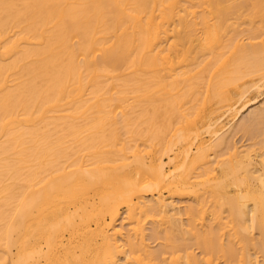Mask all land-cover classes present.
<instances>
[{
  "label": "bare ground",
  "instance_id": "bare-ground-1",
  "mask_svg": "<svg viewBox=\"0 0 264 264\" xmlns=\"http://www.w3.org/2000/svg\"><path fill=\"white\" fill-rule=\"evenodd\" d=\"M228 1L0 0V264H197L189 234L200 264H264V129L232 141L244 102L218 124L264 92V39H222Z\"/></svg>",
  "mask_w": 264,
  "mask_h": 264
},
{
  "label": "rangeland",
  "instance_id": "rangeland-1",
  "mask_svg": "<svg viewBox=\"0 0 264 264\" xmlns=\"http://www.w3.org/2000/svg\"><path fill=\"white\" fill-rule=\"evenodd\" d=\"M235 2H234L235 4L231 3V1L226 2L227 5L225 7H227L230 4L229 7H231V8L226 10L225 15L227 14L226 15L227 18H225L226 16L224 15V17H223L224 19L221 21L223 24L222 30L220 31V36L222 37V39L226 40L230 36L232 31H230L231 27H229V25L232 22H236V24H235V26L237 28L236 30H238L243 35V38H246L249 34H254V35L261 34L263 36L262 39H264V14H262L260 11H259L260 13L258 12V6L256 4L258 2H263V0H237V1L235 0ZM222 5L224 7V4H222ZM200 9L201 8H199L198 10H200ZM226 19H228V20L225 22ZM257 41H259V39ZM243 42L246 43V40H244ZM262 42L264 43V40ZM254 78H255V76H247L246 75L244 78L241 79L240 82L243 85L246 84L245 85V87H246L247 85L249 86L251 84V82L254 80ZM119 83H121V80ZM256 85L259 87L264 85V78L262 80H259V82ZM202 89L203 88H201V90ZM263 95H264V92H262L261 89H258V88L256 89L255 87H252V88H250V91L246 94L243 101L241 100L240 102L236 103L232 107H224V108L219 109V112H218L219 113V116H218L219 117V119H218L219 123L218 124L223 125L222 129H224L231 122L232 113L234 112V110L237 108H240V106L244 102L245 105L239 110L240 113L238 114V120H237L236 125L239 126L241 124H245L246 126H248L247 127L248 130L246 129L247 131L245 130V131L238 132L235 135V137L232 139V141L236 142V145H239V146L242 145L243 146L242 149L246 148V147H250V145L252 143L259 141L260 137H258V136L256 137L254 135V133H256V132L258 133L259 131L261 132L262 131L261 129L262 128L264 129V124H263L264 118H262L261 116L259 117V114H258L259 108H252L253 110H250L249 112H247L249 108L246 109L247 106L248 107L254 106L256 104V102ZM188 106H189V104L185 105V107H188ZM255 109H257V111ZM251 111H253V112H251ZM254 114H257V115H254ZM256 116L260 119L255 118ZM245 121H248L247 122L248 124H246ZM260 121L262 123H260ZM251 122L253 125L251 124ZM218 124H217V126H219ZM254 124H255V126H254ZM259 124H260V128L258 127ZM256 129H258L259 131ZM123 132H124V129L122 128V126L118 125L117 126V133L121 138H123ZM216 134H218V133H216ZM205 135L206 136H204V137L208 138L207 137L208 135L206 133H205ZM229 136H231V135H229ZM228 139L231 140L230 137ZM255 147H258V145H256ZM193 149L195 150V148H193ZM174 200L181 207L182 211L186 210V208L188 206H191L194 204L193 201L191 199H189V197L187 195H181L180 197H175ZM208 205H209V210L212 209V203H208ZM223 215L225 217L227 214L223 213ZM123 216H124V209H121L120 210V218ZM184 223L185 224L187 223L186 220H184ZM145 228H146V232H145L146 233V241L148 244H150L151 249L152 250L164 249L165 251H167L164 254L163 258L167 259V258H170L171 256L176 258V257H178V255H181L180 252L176 253L175 255H170L171 251L179 249L175 244V243H179V244H181L180 249L186 250L189 248V250H187V252L193 251L192 254H195L194 257L196 256L197 264H200L198 262V260L201 261V258L204 255L200 253L199 249H197V245L195 242L196 239L195 238L193 239V236L191 234H189L190 236H187V235L181 236L180 235L181 239L178 236L174 237L171 235L172 236L171 240L176 241L174 243L175 246L172 245L173 247H171L170 246V242H171L170 237L166 239L165 238L166 236L161 233L159 235V238L157 240L153 239L154 240L153 241L150 237V235L152 234L151 225L148 223L147 226H145ZM197 228H198V226H197ZM247 235L250 236L249 234H247ZM248 236H246L247 239H250L251 241L254 240L251 243L249 241V243H250L249 247H252V246L257 247L256 246L258 243L257 241L259 240L258 239L259 238L258 231L254 230L252 232V235H251V236H253L252 238L251 237L248 238ZM226 241H227V238H225L222 241V243H224L223 245L227 244ZM254 242H257V243H254ZM238 246L239 245H237L236 247H238ZM212 258L215 259V261L218 264H223V262L225 260L224 253L222 251L221 252L218 251V253L217 252L212 253ZM260 258H261V256H260ZM179 261H181V259Z\"/></svg>",
  "mask_w": 264,
  "mask_h": 264
}]
</instances>
